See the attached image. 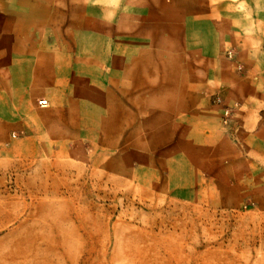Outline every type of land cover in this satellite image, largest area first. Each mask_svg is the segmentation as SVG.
I'll list each match as a JSON object with an SVG mask.
<instances>
[{"label":"rangeland","instance_id":"obj_1","mask_svg":"<svg viewBox=\"0 0 264 264\" xmlns=\"http://www.w3.org/2000/svg\"><path fill=\"white\" fill-rule=\"evenodd\" d=\"M77 1L0 0V264H264V172L241 184L233 167L189 160L186 145L144 154L135 115L121 111L88 134L82 165L30 157L25 140L44 125L76 135V104L47 86L44 68L91 64L73 36L96 12ZM241 11L264 18V7ZM244 57L264 66V53Z\"/></svg>","mask_w":264,"mask_h":264},{"label":"crops","instance_id":"obj_2","mask_svg":"<svg viewBox=\"0 0 264 264\" xmlns=\"http://www.w3.org/2000/svg\"><path fill=\"white\" fill-rule=\"evenodd\" d=\"M253 6L262 8L264 1L75 2L76 8L96 12L80 16L82 26L73 36L79 40L73 52L91 56V64L79 66L76 60L74 66L44 70L47 86L66 103L73 99L76 104V135L71 139L66 130L52 132L49 124L44 125L25 140L30 157L41 152L50 160L60 157L67 164L82 165L88 134L93 136L100 126L113 127L115 112L127 117L132 112L144 138L138 150L144 154L186 145L182 154L189 160L218 170L233 167L236 183L255 182L256 173L264 172V66H247L244 55L257 64L264 53V32L258 30L264 18L258 11H241ZM196 24L200 30H195ZM88 36L90 46L80 42ZM164 38L170 40L166 50L159 46ZM228 51L233 59L227 58ZM96 55L106 57L94 62ZM217 97L221 103H215ZM225 106L232 108L227 125L222 123ZM99 111L105 112L104 124ZM59 151L64 155L58 156ZM71 152L78 156L73 159Z\"/></svg>","mask_w":264,"mask_h":264},{"label":"built area","instance_id":"obj_3","mask_svg":"<svg viewBox=\"0 0 264 264\" xmlns=\"http://www.w3.org/2000/svg\"><path fill=\"white\" fill-rule=\"evenodd\" d=\"M227 58H229V59H233L234 58V54H233L232 51H228L227 52ZM237 69L238 70H241L242 69V67H241L240 64L237 65ZM215 103H221V99L219 97L215 98ZM40 104L42 106L45 105L44 102H41ZM231 116H232V108L231 107H228V106H225L222 109V123L224 125H227L230 122Z\"/></svg>","mask_w":264,"mask_h":264},{"label":"clouds","instance_id":"obj_4","mask_svg":"<svg viewBox=\"0 0 264 264\" xmlns=\"http://www.w3.org/2000/svg\"><path fill=\"white\" fill-rule=\"evenodd\" d=\"M97 2V0H96ZM120 2V0H110V3L114 4V5H118Z\"/></svg>","mask_w":264,"mask_h":264}]
</instances>
